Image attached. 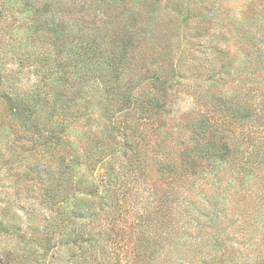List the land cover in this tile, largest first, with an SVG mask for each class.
Instances as JSON below:
<instances>
[{"label": "trees", "instance_id": "1", "mask_svg": "<svg viewBox=\"0 0 264 264\" xmlns=\"http://www.w3.org/2000/svg\"><path fill=\"white\" fill-rule=\"evenodd\" d=\"M3 2L37 17L26 36L37 35L41 16L56 36L48 41L54 52L26 56L38 83L6 94L26 130L48 118L37 147L56 169L37 174V218L30 212L17 223L2 214L0 234L25 245L0 248V264H264L263 42L247 33L237 71L212 68L181 112L175 49L153 45L150 16L161 0H97L123 10L122 21H99L93 32L84 19L69 34L60 31L55 0ZM89 87L109 100L105 114H121L102 134L84 127ZM60 147L69 156L55 157Z\"/></svg>", "mask_w": 264, "mask_h": 264}, {"label": "rangeland", "instance_id": "2", "mask_svg": "<svg viewBox=\"0 0 264 264\" xmlns=\"http://www.w3.org/2000/svg\"><path fill=\"white\" fill-rule=\"evenodd\" d=\"M131 1L138 4L142 0ZM55 2V10H60L58 16L63 19L61 23L65 24L60 26V31L62 29L65 34L82 26L84 19L87 29L93 28V32L99 21L100 25L105 21H122L118 12L123 10H107L103 6L99 8L97 0ZM120 4L122 8L123 3ZM11 6L0 0V9L6 10L4 13L0 11V220H5L2 214H6V217L14 216L17 223H20L26 220L30 212L37 218L44 187L41 182L44 179L37 177V174L43 168L52 167L50 170L54 171L56 167L54 162L47 161L49 157L40 154L37 147L38 141L45 139L48 134V118H41L26 130L19 119L10 115L6 94L13 87L18 88L22 94L38 83V67L33 59H27L26 56L32 54L30 50L36 53L42 50L54 52L48 41L56 36L44 24L47 16L38 17L36 36H26L27 24H31L37 17L22 7V4L14 9ZM158 7L150 16L152 29L158 38L153 45L161 47L165 43V46H173L175 49L174 61L179 60L182 77L178 86L183 91L176 96L174 108L181 109V112L194 104L193 90L198 86L202 89L206 87L208 73L212 68L215 67L213 73L216 74L224 70L232 73L237 71L238 63L244 61L245 54L241 52L240 44L249 40L247 33L252 40L263 42L260 43V50L264 56V0H161ZM138 10L141 12V9ZM142 10L144 13L146 8L142 7ZM142 20L143 24L147 18ZM233 84L237 85L230 81L228 86L232 87ZM91 88L88 89L91 90L89 98L92 101L84 102L88 113L86 120L89 122L84 127H91V130L102 134L108 124L119 119L121 114L116 110L113 111L116 118L112 114H105L109 100L105 102L106 95L94 96L99 88ZM35 125L37 131L33 130ZM35 138L38 140L35 141ZM53 150L55 157L68 154V149L63 147ZM24 245L20 237L0 234V248L12 246L22 249Z\"/></svg>", "mask_w": 264, "mask_h": 264}]
</instances>
